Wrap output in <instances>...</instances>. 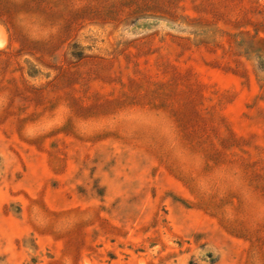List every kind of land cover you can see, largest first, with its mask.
Segmentation results:
<instances>
[{"label":"rangeland","instance_id":"rangeland-1","mask_svg":"<svg viewBox=\"0 0 264 264\" xmlns=\"http://www.w3.org/2000/svg\"><path fill=\"white\" fill-rule=\"evenodd\" d=\"M0 264H264V0H0Z\"/></svg>","mask_w":264,"mask_h":264}]
</instances>
